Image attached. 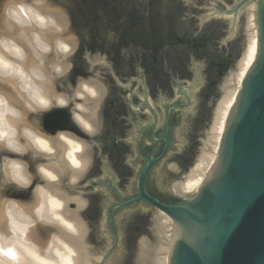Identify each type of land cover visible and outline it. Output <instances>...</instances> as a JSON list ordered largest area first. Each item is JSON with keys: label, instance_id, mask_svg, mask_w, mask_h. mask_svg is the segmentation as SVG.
Here are the masks:
<instances>
[{"label": "bare ground", "instance_id": "obj_1", "mask_svg": "<svg viewBox=\"0 0 264 264\" xmlns=\"http://www.w3.org/2000/svg\"><path fill=\"white\" fill-rule=\"evenodd\" d=\"M6 1L1 5L2 18L14 29L23 30L36 52L52 50L53 58L59 59L52 65V77L49 69L36 62L19 38L0 31V145L18 153L32 149L56 160L55 164L38 163L35 166L45 184L33 187V204L8 200L0 210V264H93L98 256L91 247L84 245L88 227L81 216L87 201L80 193L62 188L61 182L67 177L69 182L66 184L77 185L90 169L92 145L90 147L91 140L88 144L84 138L89 140L86 134L94 135L101 125L96 109L106 94V85L102 80H85L83 77L71 94L57 91L53 78L68 70L69 64L64 59L78 45L76 35L70 34L67 12L60 6L47 4L48 0ZM241 12L244 19L241 52L235 65L219 82L218 96L211 98V114L201 133L199 149L196 147L198 154L193 162L196 151L191 155L187 152L177 155L191 159H187L184 169L175 160L167 165L169 172L175 175L167 186L176 195H192L200 188L217 152L231 104L254 56L255 3H248ZM218 15L232 17L231 13L220 12ZM64 31L68 34H63ZM93 60L105 62L97 54ZM149 102L153 105L152 98ZM52 105L71 106V117L84 132V138L63 128L52 133L43 131L27 121L29 110L44 111ZM4 168L8 179L18 186L31 183L32 176L25 161L8 157ZM34 223L52 229L45 245L32 238ZM149 223L151 228L146 234L156 241L150 245L146 235H139L135 262L143 264L152 248L151 264H169L177 226L160 210L152 215Z\"/></svg>", "mask_w": 264, "mask_h": 264}, {"label": "water", "instance_id": "obj_2", "mask_svg": "<svg viewBox=\"0 0 264 264\" xmlns=\"http://www.w3.org/2000/svg\"><path fill=\"white\" fill-rule=\"evenodd\" d=\"M228 1L231 3L227 4L223 0H214V3L206 1L213 6V9L206 7L205 10L208 12L206 11L197 19L196 25L191 26L185 21L188 3L191 0H178L177 16L174 22L177 32L175 35L184 39L175 40L173 35L169 37V41L163 43L164 55L163 57L161 55L160 61L165 59L171 69L163 74V80L155 75L154 67L147 64L145 73L148 89L144 84L143 70L138 67L142 66L141 63L135 64L137 65L135 71L131 67L130 74L117 68V71H121L124 75V78L120 80L109 64L104 62L110 70V74H107L108 79L116 82L118 91L124 92L121 97L116 94L120 100L117 102L124 105L130 112H132L130 103L134 102L142 111L147 109L153 115L152 124L147 126L137 124L136 129L144 135H147L145 130H149L151 140L158 142L163 140V146L155 154L141 152L145 160L140 162L136 190L124 199L113 186L103 180L96 181L94 178H88L89 174L85 177V180L88 179L86 187L89 193L95 191L94 184H101L109 187L115 199L118 200L107 206V219L114 238L112 248L118 241L115 212L144 201L170 216L177 226L169 264H264V0ZM252 2L255 3V52L227 114L212 164L195 194L179 196L171 191L172 201L162 200L147 191L146 180L155 164L164 159L169 152L172 128L169 124L170 112L174 107L184 110L189 104L188 92L191 91L197 100V105L194 112L186 116L185 121L196 127L201 126L199 120L203 117L208 120L212 106L208 105L209 98L200 97L202 96L200 89L208 76V80L210 78L221 80L223 76L212 64L207 72L209 75L206 72L205 75L201 73L202 66L188 56V51H194L197 47L193 39L204 29V24L209 20L218 25L226 24L227 36L223 37L220 43L227 44L228 49L232 46L233 57L229 66L233 67L240 55L244 39V19L241 11ZM220 12L231 13L232 18L218 15ZM86 58L89 61L92 60L88 54ZM162 73L164 72H161V75ZM135 75L141 77L144 97H139L134 92L133 85L139 81ZM122 81L131 83V88L122 90L120 88L124 86ZM112 86L115 87V85ZM147 93L152 98L157 96L159 101H163L164 96L176 94H181L184 98V102L172 101L165 105L166 122L163 130H157V117ZM218 94L217 86L213 97L215 98ZM107 95L108 92L104 98ZM53 109V113H64L65 120L62 122L63 127L60 128H72L84 134L71 117L69 107H53ZM49 110L43 111L42 114H46ZM49 129L55 130L51 127ZM155 129L157 133L153 134ZM86 136L93 141L94 149L97 148L100 151L99 134L90 136L86 134ZM93 151L92 159L95 161ZM185 152L177 153L176 156ZM71 187L75 189L77 186ZM135 214L150 222L149 214L145 215L139 211ZM145 231L149 234L148 227ZM135 234L131 239L132 245L136 248L140 234L139 232Z\"/></svg>", "mask_w": 264, "mask_h": 264}, {"label": "rangeland", "instance_id": "obj_3", "mask_svg": "<svg viewBox=\"0 0 264 264\" xmlns=\"http://www.w3.org/2000/svg\"><path fill=\"white\" fill-rule=\"evenodd\" d=\"M4 1L5 0H0V31L19 38L27 46L36 62L47 67L50 75L53 77L54 72L52 70V65L59 58H53L55 57V53L52 50L46 53L36 52L31 47L26 33L21 29H14L11 26V23L2 18L1 5ZM9 1L10 0H7L6 2ZM14 1L12 0L10 2ZM25 1L28 2L30 0ZM48 1L50 3H48ZM48 1L47 4L55 7L60 6L65 9L70 20V34H75L78 42L75 49L64 59L65 62L69 64L68 70L58 75L55 79L53 78V83L55 84L57 91L71 94L75 85H77L78 81H80L83 77L85 80L91 78L99 79L100 81L102 80V82L106 85V94L108 92V95L105 98L103 97V101V98L101 99L102 106L99 105L96 109L101 123L103 122L102 115L100 113L102 111L101 109L107 110L109 100H111V98H113L116 94L121 97L124 92L118 91L116 82H111L108 79L107 74H110V70L107 65L93 60L95 54L104 57V61L109 64V66L113 69L114 74L120 80L121 78H124V75L121 71H117V68H121L122 70H125V73L130 74L132 70L131 67H133L135 71L137 66L135 64L141 63L142 66L139 65L138 67L143 70L144 84L147 89L149 87L147 85L145 73L147 64L154 67L155 75L160 76L161 80L164 79L163 74H165L167 70H171L169 67L170 65L166 64V60L164 59L163 61H160V57L161 55L162 57L164 55V47H162L163 43L169 41V37L175 35L176 32L174 22L177 16L178 0ZM206 1L214 3V0H191V2L188 3L187 17L185 20L188 24L191 26L196 25L197 19L204 15L206 11L208 12V10H205L206 7H211L213 9V6ZM223 1L227 4L231 3L228 0ZM230 18L232 17H229V19ZM204 26V29L196 34V37L193 39L194 44L197 46L196 49L194 51H188V56L193 58L195 62L202 66L200 71L201 73H204V75L208 72L209 66L212 64L214 67H217L221 76L223 75V78L228 74L224 75L225 72L227 70L230 71L231 69L229 65L233 57L232 46H229L228 49L227 44L222 45L220 43L222 38L227 36L228 26L226 24L218 25L211 22V20L204 24ZM66 33L68 34V32L64 31L63 34ZM180 37L181 36L175 35L174 39H184ZM201 53L203 55H201ZM87 54L93 61H89L86 58ZM161 72L164 73L161 75ZM207 75L209 74L207 73ZM136 77H138L139 81L137 84L133 85L134 92L139 97H144L145 93L142 89L141 77ZM208 79L204 83V86L200 89L202 94L200 97L202 99L209 98L208 105L210 106L212 103L211 98L215 96L216 88L222 80H218V78ZM122 83L124 84V86H120L122 90L131 88V83L123 81ZM112 85H115V87ZM149 93H147V97L150 101L152 97ZM188 95L189 104L181 111L179 120L174 125L172 130V147L167 156L156 164L153 171V177L155 180L159 181L162 187H167L168 182L167 180L165 181L164 174L162 173L164 162L175 160L180 163L179 161H183L185 158L177 156V158H179L177 160V153L186 151L188 152V155H191L192 151H196V147L198 150L199 141L202 136L201 133L208 123V120L203 117L199 120L201 126L199 125L196 132H193L192 129H194V126L192 123L185 121L186 116L188 114H192L195 106L197 105V100L193 93L190 91L188 92ZM155 98L152 99L154 101V110L158 126L162 125L164 120L165 104L172 101L184 102V98L181 94L169 97L164 96L162 97L163 101H159L157 96ZM130 105L134 111L136 120H138L140 124H144L149 121L151 122L154 119L152 113H150L147 109H145L146 115H142V110L138 104L131 102ZM53 107H56V105H52L47 108L46 110H50L46 114H42L43 111L29 110L27 114V121L33 126L37 125L40 129L42 128L43 131L52 133L49 128L51 127L53 130H56L57 128L63 127L62 122L65 120L64 113H53ZM67 107L71 109V106L67 105ZM126 118H128V121L134 125L133 121L135 119H133L134 116L130 111L127 112ZM102 126L103 123L101 124V128L99 130L97 129L95 134H99L102 130ZM43 127L46 129H43ZM133 128L134 127H132V131L128 135L130 140L137 138L141 133L138 130H133ZM63 129L70 130L84 138L82 134L72 128ZM84 139L87 143L90 141L87 138ZM90 142L93 143L92 140ZM192 145L194 147H192ZM190 148H193V150L189 152ZM130 149L131 150L127 151L124 157L126 166L124 165L123 167L125 169L123 174L116 171L106 159L98 155V162L96 163V161H92L91 168L95 165V167H98L100 171L97 172V174H92L91 170L88 178H94L96 181H100L99 178H108L106 183L113 186L117 190L118 194L124 198L134 193L136 190L137 174L140 168L141 159L140 154L136 150L133 148ZM197 154L198 151L195 152L192 162L195 160ZM8 157L20 159L26 162L27 171L32 176V180L29 185L23 187L18 186L12 180L8 179L4 168L5 160ZM54 161H56L54 158L39 155L32 149L27 150L26 152L18 153L0 145V210L3 208L4 203L8 200L25 204H33V187L36 184H45L44 180L38 176L35 166H37L38 163L55 164ZM85 177H87V175L83 176L82 180L77 182V185H74L77 186L75 189H72V187L66 184L69 182H67V177H64L61 183L62 188L69 190L72 193H80L87 201V206L81 211V216L85 220L88 227V233L86 240L84 241V245L91 247L94 255L98 256L93 264H134L137 249L132 245V235L134 233L138 234V232L140 236L146 235L150 245H153L156 241L155 238L149 237L145 231V228H151V223H147V225H145V219H143L140 215L136 216L135 212L139 211L145 215L149 214V218L151 220L152 215L156 214L159 210L150 206L146 202H139L137 204L118 209L114 216L118 241L116 246L112 248L114 238L111 225L107 219V206L115 201V197L109 187L101 184H94L93 188L95 191L93 190L92 193H89L86 187L88 179L85 180ZM167 188L170 189L169 187ZM51 231L52 229L49 230L48 227L41 225L40 223H34L31 227V236L36 241L45 245ZM104 254L107 255L103 256ZM153 256L154 252L151 248L148 250L146 261L143 264H151ZM135 264L137 263L135 262Z\"/></svg>", "mask_w": 264, "mask_h": 264}, {"label": "flooded vegetation", "instance_id": "obj_4", "mask_svg": "<svg viewBox=\"0 0 264 264\" xmlns=\"http://www.w3.org/2000/svg\"><path fill=\"white\" fill-rule=\"evenodd\" d=\"M117 101H120V100H118V98L115 95L113 98H111V100H109V104H107V110H105V109H101L102 111L100 110L101 111L100 113L102 115V120H103V122H102L103 126H102V130L99 132V145L101 146V150L99 151V153H98L97 148L94 149L92 142H91V145H92V150L94 149L93 153H94L95 158H96L95 159L96 163L99 160L98 155L102 156L104 159H106L110 163V165L116 171H119L120 174H123L125 171V169L123 167H124V165L126 166V163L124 162V157L126 155V152L131 150L130 148H133L134 150H136L140 154L141 161H143V160H145V157L141 155V152L146 153V154H150V153L155 154L163 146V140L161 142L151 140L149 138V135H150L149 130H145L147 135H144L142 132V133H140V136L138 135L137 138L130 140L128 135L131 133L132 127H134L133 130L134 129L137 130L136 129L137 124H139L141 126H147V125L152 124L153 120L151 122L149 121V122H146L144 124H140L139 121L136 120V118H135L136 116L134 115V111L132 110L131 113L134 116L133 119H135L133 121L134 125H132L130 123V121H128V118H126V114L128 112L126 110V107L124 105L119 104ZM152 102H153V106H154L153 99H152ZM131 109H132V107H131ZM164 109H165V106H164ZM181 111L182 110L180 107H174L170 112L169 124L172 127L171 128V146H170V149H171L172 143H173V141H172V130L174 128V125L179 120V115H180ZM145 112L146 111L144 110L141 112V114L146 115ZM165 122H166V111L164 114L163 123H162V125L157 127L158 128L157 130H163ZM98 123H99V121H98ZM100 128H101V125L98 128V130ZM192 130H193V132H196V130H197L196 125L194 126V129H192ZM156 133H157V131L155 129L153 134H156ZM192 147H194V146L192 145ZM189 150L192 151L193 148H190ZM187 154H188V152H187ZM176 158H177V156H176ZM187 159H189V157L188 158L185 157V159L183 161H181V160L179 161L183 169H184V166L187 164V162H186ZM159 162H157V163H159ZM168 163H169V161L164 162V167L162 169V173L164 174L165 181L167 180L169 182L175 177V175L173 173L169 172L168 167H167ZM156 164H155V166H156ZM155 166L153 167L152 171L150 172V174L148 175L147 180H146L147 191L153 195H156L158 198H160L162 200L170 202V201H172V199L170 198L172 190L170 191V189L167 188L168 186L162 187L161 184L159 183V181L155 180V178L153 177V171H154ZM90 171L92 174L93 173L97 174V172H99L100 170L98 169V167H95V165H94L92 168L90 166V169H89L87 175L89 174ZM99 179L103 180L104 182H107L108 178H106V179L99 178ZM121 198L124 199L123 196H121ZM114 202H118V200L115 199ZM114 202H112V203H114ZM139 202H144V201H139ZM139 202H137V203H139ZM137 203H135V204H137ZM147 223L148 222L146 220L145 225H147Z\"/></svg>", "mask_w": 264, "mask_h": 264}]
</instances>
